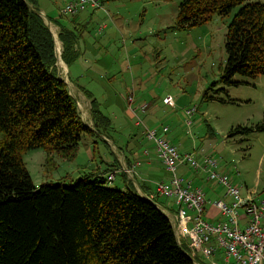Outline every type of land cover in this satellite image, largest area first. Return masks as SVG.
Masks as SVG:
<instances>
[{
    "label": "trees",
    "instance_id": "trees-1",
    "mask_svg": "<svg viewBox=\"0 0 264 264\" xmlns=\"http://www.w3.org/2000/svg\"><path fill=\"white\" fill-rule=\"evenodd\" d=\"M30 4L39 9L37 0H0V264H194L153 200L108 184L121 169L34 183L23 152L71 157L87 135H109L113 125L96 98L93 124L84 120L58 72L53 33ZM235 8L221 76L227 84H237V74H264V0H181L177 17L179 27L190 28ZM49 19L60 27L61 57L71 65L83 32ZM252 130L238 125L229 136Z\"/></svg>",
    "mask_w": 264,
    "mask_h": 264
},
{
    "label": "rangeland",
    "instance_id": "rangeland-1",
    "mask_svg": "<svg viewBox=\"0 0 264 264\" xmlns=\"http://www.w3.org/2000/svg\"><path fill=\"white\" fill-rule=\"evenodd\" d=\"M180 2L107 0L105 9L97 11L94 16L92 11L76 16L63 14L64 0H37V5L45 20L51 22L50 29L56 40V65L62 75L66 66L61 64L64 45L59 37L60 27L49 17H57L59 23L65 26H80L83 32L78 41L80 54L68 66L67 79L70 78L75 86L71 83L75 94H80V89L95 90L103 102L100 104L102 110L109 116L111 112L121 116L119 124L123 128L115 135L117 144L121 147L138 145L140 148L153 145L145 131L143 134V124L137 127L132 123L129 128L126 127L127 120L130 121L127 115L124 118L128 107L126 87L136 81L138 98H146L148 103L156 100L164 115H173L174 120L170 118L168 126L182 123L186 106L197 105L196 118L200 124L194 128L191 138H196L199 145H177L179 150L193 153L197 159L207 154L215 156L220 169L222 167L233 182L242 185L243 194L248 187L256 193L254 196L261 198L264 189V130L256 128L264 122V74L256 78L237 74L232 78L237 84H227L221 79L227 58L228 26L238 9L227 15L215 12L203 23L181 28L177 25ZM109 92L116 93L106 101L108 96L104 94ZM79 100L82 117L93 124L90 110L86 107L87 100L86 104ZM238 125L253 130L229 136ZM185 130L182 128L181 131ZM188 137L186 133L179 140ZM202 141L208 145H202ZM96 145H100L98 151ZM112 148L99 136L87 135L74 156L66 157L58 152L48 154L45 149L37 148L23 152L22 158L36 185L44 182L69 183L86 172H94V168L102 165V157L108 154L116 157ZM89 150L97 151L91 162L86 154ZM103 165L102 171L107 169L105 162ZM120 166H124L121 161ZM135 176L128 174L131 185L125 186L122 174L118 173L115 180L108 184L137 189ZM191 178L195 181L194 177ZM206 187L211 190L218 188L219 193L222 189L211 181ZM161 204L172 208L175 213L172 199L161 200ZM205 260L198 257V261Z\"/></svg>",
    "mask_w": 264,
    "mask_h": 264
},
{
    "label": "built area",
    "instance_id": "built-area-1",
    "mask_svg": "<svg viewBox=\"0 0 264 264\" xmlns=\"http://www.w3.org/2000/svg\"><path fill=\"white\" fill-rule=\"evenodd\" d=\"M64 2L62 13L75 16L87 10L104 9L106 0ZM127 100L131 106L133 92ZM148 108V103L134 108L138 125H144L139 112H147ZM196 111L195 106L186 109L188 125L192 124ZM167 130V126L162 128L164 134ZM145 134L172 172V177L157 182L155 190L149 195L152 198L164 196L176 205L175 213L169 207H165V213L171 218L178 242L188 251L194 264H206L198 261V257L213 259L219 255L221 258L212 260L211 264H264V189L261 198L254 196L256 193L251 190L243 194L242 185L233 182L229 174L220 169L215 156L204 155L200 162L193 153L181 152L157 130L145 127ZM184 164L193 171L205 170L209 181L225 187L224 198L208 199L204 188L194 185L193 178L180 175L179 168ZM115 173H110L108 179L113 180ZM208 204L217 208L220 219L212 221L206 217Z\"/></svg>",
    "mask_w": 264,
    "mask_h": 264
},
{
    "label": "crops",
    "instance_id": "crops-1",
    "mask_svg": "<svg viewBox=\"0 0 264 264\" xmlns=\"http://www.w3.org/2000/svg\"><path fill=\"white\" fill-rule=\"evenodd\" d=\"M105 5H106V2H105ZM104 9L87 10V11H92L91 14H93V16H94L97 11H101V10L103 11ZM83 26H84V30H85L86 29L85 24H83ZM72 27H75V26H72ZM77 48H78V45H77ZM59 63L60 62L58 61V64ZM61 63H64L66 68H65V71H63L64 75H62L61 69L59 67V69H60L59 73L61 74V76H67V78H68V74H67L68 73V66H70V65H67L64 61H62ZM67 78H66V80H67L68 87H69L71 93L77 99L79 109L81 106L79 99H81V101H83L85 104H86L85 100H87L88 106H86V107L89 108L90 115H91V107H92L91 101L93 98H96L100 104H103L102 100L95 94V92H94L95 90L93 91L92 89H90V90H88V89H86V90L82 89L81 90L80 89L79 90L80 94H75L73 87L71 86L72 82L70 81V78L69 79H67ZM75 83H77V82H75ZM72 85H73V83H72ZM126 92H127V96L132 92L134 94V100H133V103L131 106L129 105V102L126 99L128 107H127V110L125 112L124 118H126V115H127L129 117V120H130V121H128L126 119L127 120L126 127L129 128V126L132 123L134 124V126L138 127L140 125L137 124V117H136L134 108L138 107L142 103H148V102H146V98H143V97L138 98V94H137L138 88H137V82L136 81L133 82L131 85L126 87ZM88 93L91 94L92 97H89ZM115 93L109 92V94H104V95L108 96L106 98V101L111 100L112 95ZM136 94H137V96H136ZM136 97H137V99H136ZM136 101H137V104H135ZM156 103H159V102L156 100H154L152 102L149 101V103H148L149 108H148L147 112H139V115L142 117V119H144L143 122L145 121L144 125H143V134L145 131V127H148L150 129H155L158 131V133L164 134L162 132V128L164 126H167L168 130H167V132H165L164 135L174 145H176V146L177 145H199L197 143L196 138H191V137H193V133H195L194 128H196V125L200 124L198 117L196 118V116H197L196 112L197 111L193 115V122L191 125H188L187 121H186V118H187L186 109H187V107L190 108L192 105L186 106V108L184 109L185 116H184L182 123L177 122V124L180 127H182L183 130H184V128H186L185 132L184 131L182 132L181 131L182 128L177 126V124H175L174 126H171V125L168 126L169 119L171 118L172 120H174V118H172L173 115L172 116H169L168 114L164 115L162 113L161 106L159 104H156ZM84 106L85 105H83V107ZM192 107H194V106H192ZM195 107H197V105ZM100 108L102 109V106H100ZM197 110H198V107H197ZM153 111H154V113L151 114V112H153ZM105 114H107V113H105ZM109 117L111 118V122L113 125V128L110 130V134L109 135L99 134V137L101 139H103L105 142H107L108 146H113L112 153L115 154L116 157H113L109 154L105 157H102V161H103L102 165L94 168L93 171L94 172H97V171H99V172H103V171L110 172L113 169L119 168L121 170L118 173L122 174L123 182H124L125 186L131 185L130 183H128V174L132 177H134L136 175L135 176V179H136L135 183L137 185L138 191L141 190V191L146 192L147 194L152 193L155 190L156 183L161 181V180H169L172 177V172L167 169V167L165 166V164L163 163L161 158L158 156L155 145L152 141L151 142L153 143V145L143 146L142 148H140L138 145H122V147H121V145L117 144L115 135L118 134L121 131V129L123 128V126H121V124H119V120H120L121 116H119L118 114H116L114 112H111V115ZM91 121H92V118H91ZM92 123H93V121H92ZM158 123H160L161 126H158L159 125ZM90 125H92V124L90 123ZM186 133L189 134V137L187 139H184V140H179L181 138V136H184ZM213 135H214V132H213ZM177 140H179L178 143H176ZM202 142H204V141H202ZM202 145H208V144L206 142H204ZM99 148H100V145H96L97 151ZM193 148H195V147H193ZM97 151L89 150L88 152H86V154L89 156L90 162L92 161V159H94ZM120 161L123 162V165H124L123 168H120L121 167ZM199 161L202 162V158H200ZM104 162L106 163L107 169L102 171L101 169L105 167L103 165ZM188 167L189 166L186 164L182 165L179 168L180 175H183L186 178L194 177L195 178V181H194L195 185L196 186H202L204 188V190L206 192V196L208 199L213 200L216 198H224L225 193H226L225 187H223L222 185H219L222 188L220 193H219L218 188H217V190H216V188H213V190L209 189L208 187H206V184H208L210 182L207 179L206 171L203 169H200L198 171H193V170H190ZM123 169H126V170L124 171ZM221 169H222V167H221ZM127 170H130L131 172L127 171ZM249 190L250 189L247 187V190L244 194H247ZM156 199L158 200V202L160 204H161V200H163V201L168 200V198H166L164 196H157ZM165 207H167V206H165ZM169 209L173 210L172 208H169ZM174 211H176V205H174ZM207 211H208V214L206 215V217L208 219H210L212 221L220 219V212L218 213L217 208H215L213 205L208 204L207 205ZM215 257H217V256H214L213 259L204 258L207 260V261L205 260L204 263L206 262V264H211L212 260L216 261ZM219 257L221 258V255H219Z\"/></svg>",
    "mask_w": 264,
    "mask_h": 264
},
{
    "label": "water",
    "instance_id": "water-1",
    "mask_svg": "<svg viewBox=\"0 0 264 264\" xmlns=\"http://www.w3.org/2000/svg\"><path fill=\"white\" fill-rule=\"evenodd\" d=\"M30 7L35 11V12H37L38 14H40L41 16H43L44 17V19H45V16L43 15V12L42 11H40L39 9H36L33 5H31L30 4ZM46 23L48 24V26L50 27V21L48 20V19H46ZM60 74V73H59ZM61 75V74H60ZM62 78L67 82V80H66V78H67V76H66V78H65V76H62ZM75 97V96H74ZM93 128V127H92ZM139 192L143 195V196H145L146 198H148V199H150V200H153L146 192H144V191H141V190H139ZM154 201V203L160 208V209H162L164 212H165V209H164V207L158 202V201H155V200H153ZM168 216V218L170 219V221H171V218H170V216L169 215H167ZM171 224H172V222H171ZM172 226H173V224H172Z\"/></svg>",
    "mask_w": 264,
    "mask_h": 264
},
{
    "label": "clouds",
    "instance_id": "clouds-1",
    "mask_svg": "<svg viewBox=\"0 0 264 264\" xmlns=\"http://www.w3.org/2000/svg\"><path fill=\"white\" fill-rule=\"evenodd\" d=\"M63 61V60H62ZM149 195V194H148ZM150 196V195H149ZM151 197V196H150ZM152 198V197H151ZM155 198H157V197H155ZM153 200H154V198H152ZM155 201H157V200H155ZM164 207V209H165V206H163ZM167 215V214H166ZM176 234V233H175Z\"/></svg>",
    "mask_w": 264,
    "mask_h": 264
},
{
    "label": "bare ground",
    "instance_id": "bare-ground-1",
    "mask_svg": "<svg viewBox=\"0 0 264 264\" xmlns=\"http://www.w3.org/2000/svg\"><path fill=\"white\" fill-rule=\"evenodd\" d=\"M61 64H63V63H61Z\"/></svg>",
    "mask_w": 264,
    "mask_h": 264
}]
</instances>
